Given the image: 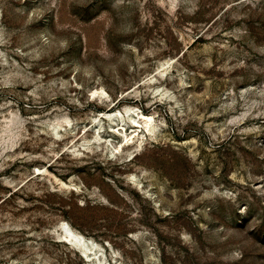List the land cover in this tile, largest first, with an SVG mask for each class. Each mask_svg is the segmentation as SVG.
Instances as JSON below:
<instances>
[{"label":"rangeland","instance_id":"rangeland-1","mask_svg":"<svg viewBox=\"0 0 264 264\" xmlns=\"http://www.w3.org/2000/svg\"><path fill=\"white\" fill-rule=\"evenodd\" d=\"M0 264H264V0H0Z\"/></svg>","mask_w":264,"mask_h":264},{"label":"bare ground","instance_id":"bare-ground-1","mask_svg":"<svg viewBox=\"0 0 264 264\" xmlns=\"http://www.w3.org/2000/svg\"><path fill=\"white\" fill-rule=\"evenodd\" d=\"M169 61L166 60L162 63L159 64V68L164 69L166 65H168ZM94 96L95 100H103L107 95L103 89L100 90H95L91 94ZM129 112L134 113L135 108L130 107L127 109ZM99 115L106 116V118L111 119L112 116H116V112L114 113H106V112H101ZM132 115H130V118H132ZM139 117L141 119V124L137 123V125H130L129 128H140L142 132L145 133H151L152 128H153V123H154V116L153 114H145V113H139ZM133 119V118H132ZM66 122L69 120L67 118L64 119ZM134 120V119H133ZM97 121V118L93 119V122ZM135 122V120H134ZM115 128H118L120 130H123V124L121 122H118L115 125ZM127 129H124L126 131ZM131 133L127 134L126 132L123 134L122 139L119 141V144L116 146L115 150L116 152L121 151L125 145L130 144L132 136L130 135ZM115 152V151H113ZM37 173L36 174H41V170L39 168L36 169ZM58 228L60 230V238L61 242L66 243L70 247H72L74 250H76L80 256L84 259V261H89L90 254L89 250L95 245L94 242L91 239L86 238L84 235L70 227L67 223L61 222L58 225Z\"/></svg>","mask_w":264,"mask_h":264}]
</instances>
